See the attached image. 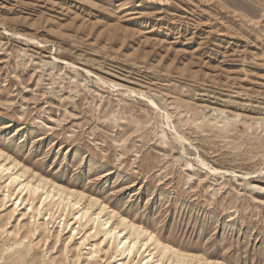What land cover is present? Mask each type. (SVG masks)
<instances>
[{
  "label": "rangeland",
  "instance_id": "obj_1",
  "mask_svg": "<svg viewBox=\"0 0 264 264\" xmlns=\"http://www.w3.org/2000/svg\"><path fill=\"white\" fill-rule=\"evenodd\" d=\"M0 155V264H264V0H0Z\"/></svg>",
  "mask_w": 264,
  "mask_h": 264
},
{
  "label": "bare ground",
  "instance_id": "obj_2",
  "mask_svg": "<svg viewBox=\"0 0 264 264\" xmlns=\"http://www.w3.org/2000/svg\"><path fill=\"white\" fill-rule=\"evenodd\" d=\"M2 173L9 175L10 184H15L19 181L21 185H24V187L29 189L30 194H35L37 192L43 191V193L39 197L41 198V203L54 199L56 195L59 199L57 205H62V203H65V205L67 204L72 210L78 207L80 203L81 197L74 196L71 191H67L59 187L58 185H55L54 183L47 184L46 181L42 178L34 181H32V178H29L26 180V182H20L24 177V173L17 169L16 163H12L11 161H8L7 157H2L0 155V174ZM91 206L92 203H87V205L83 206L81 214L86 216L87 213H89ZM98 215L99 212L95 214V217H98ZM108 222L109 219L104 220L101 226L104 227V225L108 224ZM108 232L114 235L117 241V246L119 247V250H121V252H130L136 246V248H138L137 251H139V249H142L145 253L147 252L146 256L142 257L141 261H144L145 259V262H152L154 253H158L160 258L154 263L152 262L153 264H161L160 260L162 258H167V255H171L173 257V260H170V257L167 258V260L175 264L179 262L183 263L185 262V259H187L183 253L172 249L169 244L159 243L158 240L155 239L153 234L148 233L146 230H138L136 227L130 226V229L125 231V222L122 219L120 221V224L110 226ZM141 234L147 236L146 240L142 239ZM148 245H153L152 249H154V252H150L147 250ZM157 249L159 250V252Z\"/></svg>",
  "mask_w": 264,
  "mask_h": 264
}]
</instances>
